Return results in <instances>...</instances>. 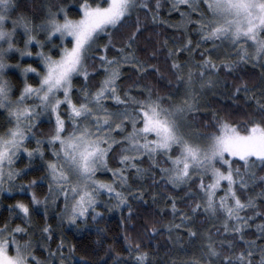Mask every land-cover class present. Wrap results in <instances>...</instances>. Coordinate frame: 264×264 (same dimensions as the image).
<instances>
[{
  "label": "snow or ice",
  "instance_id": "1",
  "mask_svg": "<svg viewBox=\"0 0 264 264\" xmlns=\"http://www.w3.org/2000/svg\"><path fill=\"white\" fill-rule=\"evenodd\" d=\"M74 14L0 0V264H264V0Z\"/></svg>",
  "mask_w": 264,
  "mask_h": 264
},
{
  "label": "trees",
  "instance_id": "2",
  "mask_svg": "<svg viewBox=\"0 0 264 264\" xmlns=\"http://www.w3.org/2000/svg\"><path fill=\"white\" fill-rule=\"evenodd\" d=\"M79 2L80 0H65V3L69 4L70 7H72L73 9V18H78V15H75V8H78L79 6ZM161 15H167V6L165 5L164 10L161 12ZM172 19H176L177 17L175 15H173L171 17ZM145 35H147V33H145ZM16 59H19L18 56L16 55ZM12 63H15V59L12 61ZM39 61L35 60V58H23L22 59V64H38ZM257 71H259L257 69ZM10 76H12V80L14 84L19 83L20 86H22V81H23V76L20 74L19 70H13L12 73H10ZM29 79L32 80L34 79V74H29ZM35 82L38 83V79L35 80ZM79 83V82H77ZM41 128L44 129L45 131L47 130V125H41ZM18 167H22V164L17 165ZM40 175L39 172H32L29 173L28 176L26 177H21V181H27L32 179L34 176H38ZM110 175V174H109ZM107 176H101V179H107ZM46 190V185L44 188L40 189V194H43V191ZM9 194L8 193H0V213L3 214V216H7V213L4 212V207L9 203H13L15 199H19L22 198L21 196H13L12 199H8ZM126 209H125V213H126ZM109 220L107 223V226L112 230L111 232H109V236L113 235L116 232H119L120 229V213L114 212V213H110L109 214ZM0 222H2V219H0ZM18 222V221H17ZM42 222V221H41ZM52 223H54V221H50ZM101 226H104V223L101 222ZM65 235L67 236L69 241H72L73 237H72V233L71 232H66ZM111 242V241H109Z\"/></svg>",
  "mask_w": 264,
  "mask_h": 264
},
{
  "label": "rangeland",
  "instance_id": "3",
  "mask_svg": "<svg viewBox=\"0 0 264 264\" xmlns=\"http://www.w3.org/2000/svg\"><path fill=\"white\" fill-rule=\"evenodd\" d=\"M17 56L19 59H23V58H20L18 54H17ZM24 58H33V57H24Z\"/></svg>",
  "mask_w": 264,
  "mask_h": 264
}]
</instances>
